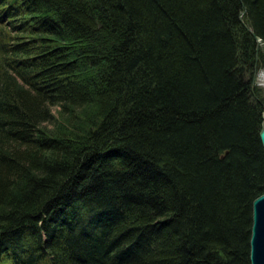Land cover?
Here are the masks:
<instances>
[{
	"label": "trees",
	"instance_id": "obj_1",
	"mask_svg": "<svg viewBox=\"0 0 264 264\" xmlns=\"http://www.w3.org/2000/svg\"><path fill=\"white\" fill-rule=\"evenodd\" d=\"M261 69L264 0H0V264H249Z\"/></svg>",
	"mask_w": 264,
	"mask_h": 264
},
{
	"label": "water",
	"instance_id": "obj_2",
	"mask_svg": "<svg viewBox=\"0 0 264 264\" xmlns=\"http://www.w3.org/2000/svg\"><path fill=\"white\" fill-rule=\"evenodd\" d=\"M239 20L244 24V22L241 19V16L239 17ZM256 43H257L256 50H258L259 40L257 38H256ZM254 97L260 103L262 108V112H261L262 122H261V129L258 133V138L262 150L264 152V102H262L256 95H254ZM249 264H264V192L258 195L257 197H255L251 202Z\"/></svg>",
	"mask_w": 264,
	"mask_h": 264
},
{
	"label": "rangeland",
	"instance_id": "obj_3",
	"mask_svg": "<svg viewBox=\"0 0 264 264\" xmlns=\"http://www.w3.org/2000/svg\"><path fill=\"white\" fill-rule=\"evenodd\" d=\"M255 83H256V85H258V87H260L262 92H264V70L263 69H261L257 72V74L255 76ZM60 122L64 125L67 124V121H65L64 119H61Z\"/></svg>",
	"mask_w": 264,
	"mask_h": 264
},
{
	"label": "clouds",
	"instance_id": "obj_4",
	"mask_svg": "<svg viewBox=\"0 0 264 264\" xmlns=\"http://www.w3.org/2000/svg\"><path fill=\"white\" fill-rule=\"evenodd\" d=\"M257 74V73H256Z\"/></svg>",
	"mask_w": 264,
	"mask_h": 264
}]
</instances>
